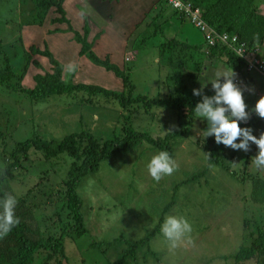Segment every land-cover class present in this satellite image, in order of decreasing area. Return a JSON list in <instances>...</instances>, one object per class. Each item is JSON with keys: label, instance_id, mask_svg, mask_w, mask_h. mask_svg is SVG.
I'll use <instances>...</instances> for the list:
<instances>
[{"label": "rangeland", "instance_id": "374dc122", "mask_svg": "<svg viewBox=\"0 0 264 264\" xmlns=\"http://www.w3.org/2000/svg\"><path fill=\"white\" fill-rule=\"evenodd\" d=\"M82 1L88 3L89 0H65L63 3L68 23L58 25L51 22L53 15H48L40 25H26L35 11L27 9V6L21 9L19 0H0V53L4 50L7 57L13 54L12 65L16 67L15 63H18L16 74H19L20 67L25 65L27 68L21 80H12L16 90L0 85V141L3 146L9 145L7 149L12 142L32 138L37 134L40 138L57 140L66 134L85 129H94L93 134L98 133L105 139L113 134L116 127L120 128L127 123L137 130L148 132L151 137H160V123L169 120L165 110L159 111L156 106L150 108L149 112H142V108L134 112L133 107L125 106L132 103V98L142 96L155 101L164 97L167 91L174 89L176 83L185 77L184 72L190 69L196 71L193 89H199L202 93L201 96L192 95L197 98L214 95L211 80L215 79L217 69L225 67L220 60H214L205 53L207 50L202 46L199 29L188 21L186 15L181 16L177 10V13L170 11L165 0H151L136 22L145 15L143 21L136 26L127 23V29L123 26L116 29L106 13L96 10V5L91 2L86 7ZM252 4L258 13H264V0H253ZM15 5L18 7L15 8ZM84 11H88L89 17L84 15ZM98 13L102 16L100 19L96 15ZM83 42L90 44V48L79 55ZM161 45H167L164 51H159ZM30 46L50 52L61 66L60 75L65 84L99 86L114 95H94L88 90H79L69 94H51L38 100L30 99L19 91V86L32 88L34 74H43L52 69L47 57L28 52ZM257 47L264 48V36ZM89 52L97 59H106L115 66L118 75L102 65L94 64L87 56ZM25 59L26 63L21 64ZM69 63L77 66L71 74L65 70ZM196 65L198 68L194 69ZM250 76L252 79L248 80L238 77L237 86L242 90L246 105L255 108L257 100L264 96V81L260 78L259 86V75L253 73ZM130 86L132 88L128 89ZM126 114H129L127 120L124 119ZM205 125L208 126L207 121L196 116L191 120L186 134L172 147V158L178 164L177 170L158 183L149 175L147 163L159 151L147 148L146 144V150L141 154L128 156L133 152L130 151L106 158L99 162L94 173L81 177L76 190L81 198L80 212L87 229V237L86 233L83 237L104 242L118 238L120 233L123 237L122 241L120 239L113 246L105 248L101 244L103 251L96 252H84V248L79 250L76 243L65 239L67 260L62 259L60 264H114L121 258L119 256L125 243L148 237L155 222L158 223L157 233L150 236L149 243L151 248L158 249L156 258L152 260V254H148L143 262L144 257L137 252V257H125V264H137L135 258L138 264H233L228 254L241 244L247 245L248 242L241 239L239 229L244 216L249 218L250 214L244 215V206L233 199L232 195L235 194L232 192H235L237 181L224 172V167L229 165L235 172L251 171L259 177L264 175V171L256 170L252 164L258 152L255 144H251L245 162L239 160L245 155L244 151L224 146L226 157L219 160L222 167L207 165L203 174L184 184H177L173 205L162 214L160 212L166 201V194L160 191L182 174L200 167L198 164L204 155L193 139L199 133L203 135ZM200 126H203L202 130ZM260 134L253 133L257 137ZM232 155L237 159H231ZM41 158L29 151L28 158L20 164L23 166L30 161L26 172L36 177L33 179L35 183L39 181L43 184L40 186L49 191L48 198L42 199L46 205L41 210L49 217H56L59 212L60 219L53 222L61 225L69 216L62 212V190L57 187L60 183L58 174H64L69 160L64 155L57 156L53 161L58 166V174L48 171L47 177L42 178L39 170L49 165L45 162L39 165L36 160ZM53 188L58 190L54 196ZM240 191L244 193V188H240ZM132 197L135 209L142 210L141 215L130 208ZM154 199L160 204H153ZM168 214L183 215L193 228L190 242H184L174 251H169L159 231L160 223ZM241 264L254 263L249 259Z\"/></svg>", "mask_w": 264, "mask_h": 264}, {"label": "trees", "instance_id": "16d2710c", "mask_svg": "<svg viewBox=\"0 0 264 264\" xmlns=\"http://www.w3.org/2000/svg\"><path fill=\"white\" fill-rule=\"evenodd\" d=\"M189 1L191 5L200 8L203 20L215 30L214 32L218 34L222 32L226 33L227 45L216 41L205 53L214 60H220L225 69L232 68L234 73L248 80L250 78L248 77L249 72L245 70L244 61L235 54L231 47H237L240 42L242 43V47L248 50L261 43V39L264 36V13L256 11L252 4L253 0ZM64 2L65 0H19V6H21V9L27 6V9L31 8L35 11L33 18L28 20L26 25H40L41 21L48 15H53L51 22H56L59 25L61 23H68L63 6ZM14 7L17 8L18 6L15 5ZM256 33H259V42L253 39ZM231 34L235 36L234 41H228ZM229 43L231 47L230 45L228 47ZM166 47L167 45H161L159 51H164ZM89 48L90 44L83 42L78 54H84ZM28 52L47 57L48 62L52 66L50 72L33 75L34 86L32 88H20L18 85L19 91L28 95L30 99L38 100L51 94H69L79 90H88L94 95H114L113 92L104 90L99 86H89L80 83L65 84L60 75L61 66L57 64L47 49L40 50L34 46H30L28 47ZM12 56L13 54L7 57L4 50L0 53V62L2 63L0 85L16 90L17 87L13 85L12 80H21L25 75L27 70L24 65L26 59L21 63L24 66L19 68V74H16L18 63H15L17 64L16 67L12 65V59L14 58ZM87 56L94 64L102 65L106 70H111L118 75L116 67L109 64L106 59L99 60L92 52H89ZM197 68L198 66L196 65L194 69ZM195 72L193 69L184 72L185 77L183 76V79L179 81L180 83H176V87L167 91L164 97L157 98L156 102L154 100L149 101L146 97L141 96L135 99L132 98V103H128L125 106L133 107L134 112H137L141 108L142 112H149L150 108L156 106V109L159 111L161 109L165 110V114L169 117V120H167V123L164 120L160 123L161 127H159V130L162 132L160 137H151L148 132L137 130L132 124L127 123L122 124L120 128L116 127L113 134L105 139L98 133L93 134L92 131L94 129H90V131L85 129L66 134L57 140L40 138L37 134L32 138L28 137L12 142L9 149H7L9 145L3 146V143L0 141V199L4 197L5 193H11L16 197L18 203L15 214L20 221L9 234L0 238V264H60L62 259L67 260L64 249L65 239L76 243L79 250L84 248V252L103 251L104 248L101 249V244H104L106 248L120 242V239L122 241V233H120L118 238L105 242L86 238L87 229L80 212L81 198L76 190L77 184L81 177L87 173H94L100 161L130 151H133L132 154L126 155L137 156L146 150L145 144L149 149L168 151L172 156L173 145L186 134L191 120L195 117L193 110L196 104L202 100V98L192 95L193 84L196 79L194 77ZM258 85H261L260 81ZM130 88L132 86L128 89ZM136 99H142L143 101H136ZM121 102L122 106H124L122 100ZM139 102L142 104L139 105ZM246 111L249 113V119L246 122H240V126H251L252 133H264V118H260L255 113V108L247 106ZM128 118L129 114H126L124 119L127 120ZM202 127L200 126L201 130ZM207 127L205 125V128ZM202 131L204 132V129ZM201 135L199 133L193 139L194 144L203 151L204 157L198 164L200 167L195 168L189 173L182 174L180 178L170 182L167 188L160 191L166 194L165 205L160 209L161 214L173 205L177 184H184L186 181L195 179L199 174H203L207 165L212 164L222 167L219 160L226 157L224 145L216 144L214 135L209 136V138L203 137L204 139L202 138L203 135ZM208 140L212 142V145ZM29 151H32L38 157H42V161L40 159L36 160L39 165L44 162L49 165L39 170L42 172L40 176L42 178L47 177L46 173L48 171L57 173L58 166L54 163V158L64 155L69 160L64 174L57 173L60 175V183L57 187L59 190H62V212L63 215L69 216L67 221L62 222L61 225L58 223L54 224L53 222L60 219L59 212L56 214V217H49L41 210V207L46 205L42 202V199L43 197L48 198L49 191L40 186L43 184L39 181L35 183L33 179L36 177L26 172L27 166L31 164L30 161H27L24 165L22 164L23 166L20 164L22 160L25 161L28 158ZM208 154H210V157ZM231 159L237 158L233 156ZM247 159L248 152H245V155L239 160L245 162ZM224 172L237 181L235 183V192H232L236 196L231 193L228 195H232L233 199H236L241 203V206H244V215L245 213L250 214L249 218L244 216L239 229L241 231L239 233L241 239H244L248 243L245 246L243 244L238 246L235 251L228 254V258L232 259L233 264H241L249 261V259H252L254 264H264V175L259 177L256 173L251 171L246 172L245 170H237L235 172L229 165L224 167ZM240 188H244V193H241ZM52 191L53 196L58 194L57 188H53ZM130 203H132L130 208H133L134 212L141 215L142 210L135 209L136 204L135 201L133 202V197ZM152 203L160 204L156 199ZM250 220L254 227L251 226ZM31 221L34 222L31 223ZM56 225L58 227L55 229ZM157 227L158 223L156 224L155 222V225L151 227L152 231L148 237L133 242L126 240V246L119 256L121 258L117 262H114V264H125L123 262L124 258L129 256L131 258L137 257V252L144 257L143 262L147 259L146 255L148 254H152V260L155 259L158 249L151 248L149 239L152 234L157 233ZM85 233L86 237H83ZM80 254L82 256L83 252L80 251ZM208 259L210 260L211 258ZM135 263L138 264L136 258Z\"/></svg>", "mask_w": 264, "mask_h": 264}, {"label": "clouds", "instance_id": "9594fccd", "mask_svg": "<svg viewBox=\"0 0 264 264\" xmlns=\"http://www.w3.org/2000/svg\"><path fill=\"white\" fill-rule=\"evenodd\" d=\"M195 7L198 8V6ZM169 8L171 7L169 6ZM171 9L177 13L176 10L173 8ZM198 9L200 18L203 20L200 14V8ZM183 15L185 14H181V16ZM188 21H190L189 18ZM205 25L212 29L213 33H216L207 23H205ZM199 31L202 35V46L207 50L209 47H212L216 41L207 44L204 40L202 30L199 29ZM220 34L226 33L222 32ZM253 39L259 42V33H256ZM76 67L75 64L69 63L65 66V70L71 74L76 71ZM248 72L249 79H252L250 75L255 73L259 75V81L260 78L264 81L259 73L251 70H248ZM235 75L232 68L230 70L217 69L215 71V79L211 80L214 95H204L202 100L196 104L193 111L197 118L207 121L208 127L204 130L203 136L209 137L214 135L216 144H223L233 150H242L244 152L250 150V144H255L258 148V152L253 157L252 164L256 170L264 171V133H261L260 136L257 137L253 135L251 128L240 126V122H246L249 119V113L246 111L247 105L244 101L242 90L237 86L239 83L238 77L240 76L238 74ZM221 77H223V81H221ZM234 78H236V82H233ZM201 94V90L193 89V95L201 96ZM255 113L260 118H264V96H261L257 100L255 104ZM208 155L210 157V154ZM177 168V162L168 151H159L157 154L153 155L147 163L148 173L157 183L163 177L172 175ZM17 203L16 197L11 193H5L4 197L0 199V238L9 234L20 222L15 214ZM159 231L164 241L167 243L169 251H174L184 242H190L193 228L189 220L183 215L168 214L160 223Z\"/></svg>", "mask_w": 264, "mask_h": 264}, {"label": "built area", "instance_id": "2783aa9c", "mask_svg": "<svg viewBox=\"0 0 264 264\" xmlns=\"http://www.w3.org/2000/svg\"><path fill=\"white\" fill-rule=\"evenodd\" d=\"M171 8L179 11L181 14L188 16L190 21L197 26L203 32L204 40L207 44H211L213 41H219L227 45V39L225 34H216L213 33V30L207 27L204 21L200 18L199 9L195 6H192L191 3L187 0H166ZM235 36L230 35L228 41H234ZM232 44V43H231ZM230 43L228 44L229 47ZM231 47V45H230ZM231 49L235 54L240 57L245 63V70H251L257 72L264 79V48L254 46L248 50L242 47V43H238V46ZM236 82V78L234 81Z\"/></svg>", "mask_w": 264, "mask_h": 264}, {"label": "crops", "instance_id": "0c3cea01", "mask_svg": "<svg viewBox=\"0 0 264 264\" xmlns=\"http://www.w3.org/2000/svg\"><path fill=\"white\" fill-rule=\"evenodd\" d=\"M150 1L151 0H89L88 3L84 1H82V3L84 2L83 4H85L86 7L90 2L92 5H96V10H101L106 13L107 18L110 19L116 29L121 26L127 29L129 27L127 23H133L136 26L143 21L145 15L138 23L136 22ZM169 10L172 11L171 8H169ZM84 12V15L89 17L88 11ZM96 15L99 16V19L102 17L100 13ZM94 18L96 19V16ZM103 24L108 26L106 22H103ZM110 29L112 31L114 30L113 27H110Z\"/></svg>", "mask_w": 264, "mask_h": 264}, {"label": "bare ground", "instance_id": "6f19581e", "mask_svg": "<svg viewBox=\"0 0 264 264\" xmlns=\"http://www.w3.org/2000/svg\"><path fill=\"white\" fill-rule=\"evenodd\" d=\"M32 12V11H31ZM30 14V13H29Z\"/></svg>", "mask_w": 264, "mask_h": 264}]
</instances>
